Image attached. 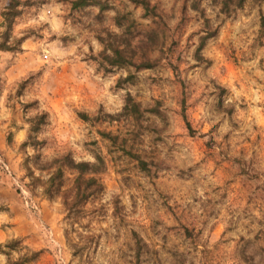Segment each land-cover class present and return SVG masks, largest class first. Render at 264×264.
<instances>
[{"label": "rangeland", "instance_id": "1", "mask_svg": "<svg viewBox=\"0 0 264 264\" xmlns=\"http://www.w3.org/2000/svg\"><path fill=\"white\" fill-rule=\"evenodd\" d=\"M73 1H14L0 99L18 104L27 135L17 143L5 129L0 150V264H264V0L229 17L217 0H145L154 18L130 0H100L104 11ZM112 35L153 67L104 71L98 38ZM25 40L39 68L19 58ZM127 96L139 115L123 109ZM66 155L105 163L102 193L88 190L73 213L63 199L75 170L64 169L59 194L43 192ZM22 211L29 235L12 230Z\"/></svg>", "mask_w": 264, "mask_h": 264}, {"label": "trees", "instance_id": "2", "mask_svg": "<svg viewBox=\"0 0 264 264\" xmlns=\"http://www.w3.org/2000/svg\"><path fill=\"white\" fill-rule=\"evenodd\" d=\"M15 0H10L9 6L4 12L3 16L5 17V21L7 23L6 32L3 34V41L0 43V50L1 51H9L14 52L12 46H8L7 39L8 33L11 28V24L13 19L17 17L18 12L14 11V9L18 6L14 3ZM133 4L138 5L144 11V15L146 17L154 18L158 14L155 12V8L151 7L148 2L145 0H130ZM218 5L220 7V13L229 17L232 13H234L235 9L241 8L245 2V0H217ZM97 6L100 11H104L107 9V4L101 2L100 0H74L71 2V8L76 9L80 7H88V6ZM194 9H198L195 4L192 6ZM232 9V10H231ZM203 14V13H202ZM201 14V15H202ZM205 19V17L203 16ZM115 25L120 28L121 26V18L119 16H115ZM110 36V35H108ZM113 36V35H112ZM214 36V32H210L206 36L200 38L199 45L196 49V56L198 60H202L203 58L199 56L200 51L205 46V43L208 39ZM117 35L111 37V40L106 42L105 39L98 38V41L103 46L102 51L100 52L99 56L102 59V64L105 65L104 71H109V69L123 68V67H133L136 71L141 69H149L152 68L155 62L145 60L138 64L134 62L135 54L132 51L130 44H126L123 46L118 44L117 42ZM197 60V61H198ZM134 79L133 76L129 75L128 77L119 80L117 82V86L120 85L122 82H129ZM124 110H129L130 113L133 115H139L140 112V105L133 102L130 96H127L126 103L123 107ZM80 116L87 120L88 117L84 114H80ZM42 119H37L36 124L33 127L32 131L37 132L39 129V125L42 123ZM105 135V134H103ZM107 135V134H106ZM26 143H23L25 145ZM55 163H59L57 169L54 173H52L48 180L46 187L44 188L43 192L47 197H51L54 193L59 194L60 190L63 186L62 178L64 169H71L75 170L77 173L76 178L73 181V185L70 191L71 201L68 202L66 199H63V206L65 210L69 213H73L77 207L81 206L85 201H87L89 194L88 190H91V195L102 193L103 186L100 183L99 179L96 178V175L99 174L105 166L103 159L100 156L95 158L94 163H86V162H79L75 163L68 155L63 156L61 159L56 160ZM143 166V162H140ZM92 174L93 176L86 178V174ZM136 237V234H133Z\"/></svg>", "mask_w": 264, "mask_h": 264}, {"label": "crops", "instance_id": "3", "mask_svg": "<svg viewBox=\"0 0 264 264\" xmlns=\"http://www.w3.org/2000/svg\"><path fill=\"white\" fill-rule=\"evenodd\" d=\"M36 48V43L32 41L25 40L21 44V49L23 52L19 55V58L22 59L23 57L32 56L33 65H38L37 68H39L40 64H36L33 56L34 53L30 49ZM27 49H29L27 51ZM1 51V50H0ZM7 51H1L0 54L6 55ZM35 63V64H34ZM33 67V66H32ZM31 70L35 68H29ZM24 72V68L21 70ZM10 72V70H9ZM9 72L7 75H9ZM18 75V74H15ZM18 99V98H17ZM21 99V97H19ZM21 103H23L21 100H19ZM3 102V104H2ZM14 103V104H13ZM2 108V109H1ZM18 104L14 101L11 102H4V99H0V150L6 151L9 150V146L7 142L5 141V129L9 128V131L12 133V140L16 141L17 143L22 142L26 135H27V124H25L22 121V118L20 117L18 111ZM7 135V134H6ZM13 148V147H12ZM8 151H6V154ZM42 215L45 220L47 221H53L55 217L49 215V208L44 205V202L39 203ZM32 216H30L27 212L22 211L21 214H19L18 218L15 219L14 227L12 228L13 231L16 232L17 229H22L21 235H29L31 232H33L36 229L35 222L33 220ZM20 221H22V224H20ZM24 221V222H23Z\"/></svg>", "mask_w": 264, "mask_h": 264}, {"label": "built area", "instance_id": "4", "mask_svg": "<svg viewBox=\"0 0 264 264\" xmlns=\"http://www.w3.org/2000/svg\"><path fill=\"white\" fill-rule=\"evenodd\" d=\"M19 192H21V193H24V191H23V189H19ZM27 204H28V202H27ZM31 208H33V207H31Z\"/></svg>", "mask_w": 264, "mask_h": 264}]
</instances>
